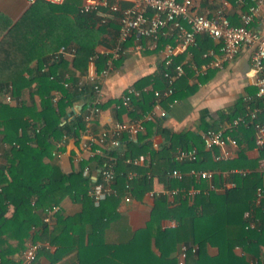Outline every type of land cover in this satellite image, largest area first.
Listing matches in <instances>:
<instances>
[{
  "label": "trees",
  "instance_id": "1",
  "mask_svg": "<svg viewBox=\"0 0 264 264\" xmlns=\"http://www.w3.org/2000/svg\"><path fill=\"white\" fill-rule=\"evenodd\" d=\"M81 2L65 0L54 4L36 0L15 22L0 13V91L10 90L14 99L11 103L0 99V264H21V257L14 259V254L21 252L29 241L37 240L57 248L53 253L38 251L32 264H38L39 255L48 258L50 264L63 252L73 250L78 252L72 264H177L181 243L190 246L184 264L264 263V196L258 206L253 203L256 187L264 184V152L259 151L256 158L246 155L245 148L253 144L251 126L242 125L232 132L239 146L243 133L247 146L240 148L236 157L222 160H214L212 152L218 150H205L196 132H174L163 125L164 118L145 121L144 131L136 137L123 132L119 145L108 152L114 157L117 195L106 197L98 205L87 194L90 178L81 173L86 161L77 169L64 170L60 157L52 155L63 135L76 137L86 128L84 114L94 92L89 83L84 82L80 88L77 83L88 70L90 56H95L97 69L105 66L108 56L99 53L97 46L115 44L116 29L109 19L117 14L102 22L105 8L81 13ZM120 3L122 7L128 4ZM196 41L197 46L190 48L192 60L183 65L184 73L174 82L175 92L160 100L164 108H169L173 99H180L184 88H193L188 82L194 75L191 62H205L202 53L217 46L206 35H198ZM61 45L73 47V55L52 59L51 53ZM185 56H175L169 69ZM69 67L72 72H68ZM164 70L162 62L151 77L150 89L143 87L150 82L149 77L136 82L133 87L141 91L140 95L131 97L128 108L115 107L113 119L121 120L122 113L129 119L141 118L150 110L155 100L153 90L166 86ZM54 90L60 92L56 102L52 101ZM80 99L83 104L75 111L73 104ZM120 101L121 98L102 102L100 108ZM244 112L240 97L220 112L216 125L206 124L203 129H216L223 121ZM91 130L97 131L98 127ZM155 134L162 139L157 149L152 146ZM191 146L198 148L196 161L181 164L172 159L176 148ZM142 154L147 155L143 164L126 161ZM95 159L99 165L100 157ZM172 168L211 169L215 171L213 184L234 181L235 186L218 192L188 174L179 180L168 177L166 171ZM233 169H245L248 173L241 176ZM129 171L136 173L129 181L134 199L143 197L153 175L165 187L177 189L172 200L167 195L153 198L149 219L137 230L125 222L126 215L116 211ZM191 187L199 190L188 196L186 192ZM65 200L79 202V210L62 206ZM58 204L61 207L54 214V224L48 228L42 220L44 210ZM9 206L13 210L6 216ZM247 210L256 220L255 229L245 228L247 220L243 214ZM169 218L175 220L174 227L163 225ZM112 229L113 237L108 238ZM191 246L196 249L191 251ZM236 246L244 254L236 252ZM250 259L258 262L252 263Z\"/></svg>",
  "mask_w": 264,
  "mask_h": 264
},
{
  "label": "built area",
  "instance_id": "2",
  "mask_svg": "<svg viewBox=\"0 0 264 264\" xmlns=\"http://www.w3.org/2000/svg\"><path fill=\"white\" fill-rule=\"evenodd\" d=\"M36 0H27L29 4ZM54 4H61L65 0H43ZM121 0H82L79 11L88 13L98 10L100 7L106 9L103 14L102 22L117 14V28L115 44L105 53L107 61L105 66L97 69L94 64V57H89L88 70L80 76L77 83L78 88L85 83H89L94 92L93 99L86 106L84 120L86 128L78 133L76 137H67L63 135L62 139L56 143L52 155L60 157L64 150L66 142L73 138L76 142L77 149L72 156V163L77 169L83 161L86 163L81 167V173L84 177L90 178L91 182L87 190L88 196L92 199L94 205H98L102 200L111 195H117V188L114 186L115 171L113 156L108 152L119 145V138L123 132L131 137H136L138 133L144 131V122L153 121L158 118L167 116L168 109L177 102L176 99L169 104V108L160 105L162 97H167L175 92L174 82L184 73L182 63L175 64L171 69L173 58L179 51H185L191 47L197 46L196 38L198 35H206L216 42L217 46L208 48L202 53L205 59L203 64L195 65L191 63L193 74H201L207 70H217L224 64L230 62L242 46L250 48V67L253 71V85L255 91L246 93L242 96L245 112L235 118L223 121L218 128H208L200 133V138L205 150L218 152L213 154L214 160L230 159L234 157L238 150L239 144L237 138L232 135L240 126L248 125L253 130V144L257 151L264 152V33L254 29L252 23L258 15L259 9L264 5V0H209L211 6H201L200 0H128L127 6H121ZM235 6L238 8V23L233 24L228 16V10ZM245 6V7H244ZM245 8V9H244ZM168 35L173 43L164 42L161 46V54L165 70L163 78L166 86L160 89H154L155 96L152 108L145 112L141 118L114 120L100 130L92 131L96 121V116L101 112L100 103H102L103 90L102 80L107 77L113 61L120 58L125 53L124 43L133 37L136 40L135 47L142 48L140 40L148 41L150 49L158 47L162 36ZM74 53L73 47L61 45L55 52L51 53V58L57 60L61 56L71 57ZM66 86L67 83L64 82ZM150 89V88H149ZM140 90L129 86L121 95V101L115 104L116 108H128L132 96H139ZM60 92L53 91L52 101L56 102ZM0 99L4 102L11 103L14 99L10 90L0 91ZM154 148L160 146L152 142ZM63 147V149H61ZM198 148L191 146L186 149L176 148L172 153V159L178 163L194 162L198 159ZM96 157H100V164L97 165ZM147 155L142 154L138 157L127 158V162L132 164H143ZM241 176H245L248 171L245 169H233ZM191 175L206 182L210 189L215 191H225L235 186L234 181H223L220 185L212 183L215 171L211 169H194L182 171L178 168H172L166 171V175L176 180L181 179L184 175ZM136 176L134 171L126 174L124 185V194L121 201L128 203L132 200L131 184ZM198 188H189L186 192L188 196H193L198 192ZM177 193V189H169L164 183L158 180L156 175L151 176V182L148 190L144 193L151 199L160 195H167L170 200ZM264 196V184L259 185L254 193V205L258 206ZM60 209L59 204L47 207L44 210L43 222L48 228H52L54 223V214ZM247 220L245 228L255 229L256 220L252 217L251 210L244 212ZM176 222L169 218L165 220L166 227H174ZM51 244L49 242L29 241L21 252V263L32 264L36 258L37 252L47 249ZM190 246L183 243L179 245L178 262L184 264L187 251ZM196 249L191 246V251ZM236 252L244 254L236 246ZM250 262L257 263L258 259H250ZM264 264V263H262Z\"/></svg>",
  "mask_w": 264,
  "mask_h": 264
},
{
  "label": "crops",
  "instance_id": "3",
  "mask_svg": "<svg viewBox=\"0 0 264 264\" xmlns=\"http://www.w3.org/2000/svg\"><path fill=\"white\" fill-rule=\"evenodd\" d=\"M121 2L129 4L128 0H121ZM200 2L201 6L212 5L209 0H200ZM29 5L30 4L27 0H0V13L6 15L11 22H15L24 13ZM237 10L238 8L235 6H232L228 10V16L231 22H238ZM109 23L116 29L117 17L113 16L110 18ZM252 27L264 33V5L260 7L258 15L252 23ZM163 41L173 43V40H171L168 35H165L161 37L158 47L156 48L150 49L148 47V41L145 39L140 40L142 48H136V40L131 38V41H129L128 39L124 45V55L113 61L107 77L102 80V102L120 98L127 87L134 86L136 82L145 81L143 78L146 77H149L150 82L146 83L143 87L151 88V77L155 75L158 65L161 63V46L164 43ZM214 44L216 45L217 43L214 42ZM110 48L111 47L98 45L96 50L99 53L105 54L108 50H110ZM250 54V48L242 46L238 50L235 57L230 62L224 64L222 68L217 70L209 69L204 73L194 74L188 80L189 85H194L193 88H191V90L184 88L183 96L168 109L167 116L163 119V125L171 128L174 132H178L182 129H188L196 132L198 135H200V133L204 130L203 127L206 124L216 125L217 121L220 119L219 116L221 111L227 107H231L234 102L244 94L249 92L253 93L255 91V87L253 85V71L250 67ZM178 55H186L181 61L183 65L192 60V52L190 48L185 51H179L176 56ZM68 72H72L70 67ZM68 72L65 71L64 73L69 74ZM82 104L83 101L81 99L77 100L74 102L72 109L77 111ZM113 110H115L114 103H111L105 108H101V112L94 120L96 121L94 127H98V130H100L110 122L114 121L115 119H113L112 115ZM121 118L122 120L129 119L126 113H122ZM239 138L240 140H243L239 149L243 147L245 148L247 146V142L243 137V133L239 136ZM152 140L159 146L161 145L162 139L159 135L155 134ZM76 149V142L73 138H70L66 142L64 150L60 156L61 164L64 170L74 169L72 156L74 155ZM245 153L249 158H256L259 151H257L254 148V144H252L250 147L245 148ZM236 156L237 154L234 157ZM61 205L65 208L76 209L74 211L79 210L80 207L79 202L71 203L67 200L63 201ZM152 205L153 199L147 196V194H144L141 199L138 200L132 198V200L128 203H124L120 199L116 211L119 214L126 215L124 219L125 222L129 224L132 230H137L146 225L150 216V209ZM12 210L13 207L9 206L6 216H9ZM163 225L165 226V220L163 221ZM107 237H113V229L107 233ZM37 241L44 242L45 240ZM82 244H87V242H83ZM56 248V246L50 245L49 248L42 249L41 251L43 253L44 251H50L53 253ZM21 252L14 254V259L19 260ZM77 252V250L63 252V254L60 255L55 262L50 264H72L77 260ZM38 258V264H49L48 258L44 257V255H39Z\"/></svg>",
  "mask_w": 264,
  "mask_h": 264
}]
</instances>
